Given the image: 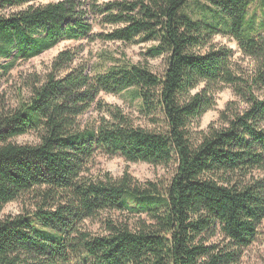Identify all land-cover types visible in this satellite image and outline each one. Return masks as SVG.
Wrapping results in <instances>:
<instances>
[{
	"label": "trees",
	"instance_id": "1",
	"mask_svg": "<svg viewBox=\"0 0 264 264\" xmlns=\"http://www.w3.org/2000/svg\"><path fill=\"white\" fill-rule=\"evenodd\" d=\"M30 1L0 0V87L62 40L149 43L163 70L111 60L90 73L65 49L27 97L0 101V264H240L264 220V0ZM219 33L251 70H236ZM223 87L234 99L197 130ZM100 93L127 94L145 125ZM31 132L36 143L17 141ZM97 155L174 168L167 182L93 176ZM112 211L137 218L82 228Z\"/></svg>",
	"mask_w": 264,
	"mask_h": 264
},
{
	"label": "rangeland",
	"instance_id": "2",
	"mask_svg": "<svg viewBox=\"0 0 264 264\" xmlns=\"http://www.w3.org/2000/svg\"><path fill=\"white\" fill-rule=\"evenodd\" d=\"M58 0H35L29 3H48ZM109 28L101 26L98 23L93 24V32L108 31ZM212 42L216 45L226 46L231 49V61L236 70L249 71L254 67V61L244 56L238 43L222 33L216 34L212 38ZM149 43H121L113 41H103L100 39L88 40H62L55 46L43 51L37 56L28 60L18 61L17 65L10 71L9 75L1 82L0 101L6 104H12L17 96H28L27 84L37 80L42 81L47 73L51 71V62L55 55L65 49H72L76 56L73 63L69 67L83 65L92 73L93 70H100L103 66L112 62H130L140 63L148 67L151 71L159 74L163 70V62L160 58L152 59L145 56L146 48ZM200 51H203L200 50ZM63 73H58L59 75ZM98 99L102 102L119 107L123 112L131 114L137 124L145 125L143 117L137 112V103L127 94H105L100 93ZM234 99L233 92L230 87H223L215 95V104L213 108L208 110L199 120L197 130L206 129L207 125L216 120L220 110L224 108L227 102ZM99 113L94 109H90L81 117L82 122H90L95 120ZM18 142L36 143L37 138L33 132L17 138ZM174 164L169 166L151 165L144 162L125 161L118 156L97 155L90 169L93 176L108 173L114 178L119 177L124 171H128L134 178L139 181L146 180H162L167 182L173 172ZM264 176V172L260 173ZM31 205V209H33ZM16 203L8 204L5 211H15ZM112 217L114 221L125 219L130 224L137 217L135 214H128L126 211L102 212L98 215L85 220L82 228L91 233H102L104 227L103 222L106 218ZM240 264H264V220L258 227L257 235L253 243L243 252Z\"/></svg>",
	"mask_w": 264,
	"mask_h": 264
}]
</instances>
